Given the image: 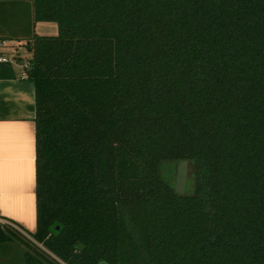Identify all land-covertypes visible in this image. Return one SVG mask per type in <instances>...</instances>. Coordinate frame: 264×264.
<instances>
[{
    "label": "trees",
    "instance_id": "obj_1",
    "mask_svg": "<svg viewBox=\"0 0 264 264\" xmlns=\"http://www.w3.org/2000/svg\"><path fill=\"white\" fill-rule=\"evenodd\" d=\"M36 229L10 264H264V0H33ZM6 62V61H5ZM0 63V78L13 77ZM187 159L178 195L164 162ZM14 251V252H15Z\"/></svg>",
    "mask_w": 264,
    "mask_h": 264
},
{
    "label": "crops",
    "instance_id": "obj_2",
    "mask_svg": "<svg viewBox=\"0 0 264 264\" xmlns=\"http://www.w3.org/2000/svg\"><path fill=\"white\" fill-rule=\"evenodd\" d=\"M56 29L53 22L35 21L33 0H0V55L14 74L0 78V218L25 234L36 229L35 87L25 75L28 46L34 34L53 35Z\"/></svg>",
    "mask_w": 264,
    "mask_h": 264
},
{
    "label": "rangeland",
    "instance_id": "obj_3",
    "mask_svg": "<svg viewBox=\"0 0 264 264\" xmlns=\"http://www.w3.org/2000/svg\"><path fill=\"white\" fill-rule=\"evenodd\" d=\"M14 60H20L21 56L18 55H14ZM161 175L163 177H167L170 181H174L175 178V172H176V163H171V162H164L161 165ZM186 193H190L191 192V181H190V166L188 165V179H187V185H186ZM2 225H9L5 222H0V226ZM13 227V226H11ZM21 234H23L24 236H26V238L32 239L28 234L23 233L21 230H19L18 228H16ZM16 247H20V248H24V246L18 241V240H14L10 243H0V264H8L6 261L8 259L9 256L15 255V257H18L17 252L15 251ZM15 251V252H14ZM12 264V263H10Z\"/></svg>",
    "mask_w": 264,
    "mask_h": 264
},
{
    "label": "water",
    "instance_id": "obj_4",
    "mask_svg": "<svg viewBox=\"0 0 264 264\" xmlns=\"http://www.w3.org/2000/svg\"><path fill=\"white\" fill-rule=\"evenodd\" d=\"M188 165L187 159H179L176 162V172L173 181V190L178 195H183L186 190L187 179H188Z\"/></svg>",
    "mask_w": 264,
    "mask_h": 264
},
{
    "label": "built area",
    "instance_id": "obj_5",
    "mask_svg": "<svg viewBox=\"0 0 264 264\" xmlns=\"http://www.w3.org/2000/svg\"><path fill=\"white\" fill-rule=\"evenodd\" d=\"M7 60H8V59H7L5 56L0 55V63L5 62V61H7ZM0 222H5V223H7V224H10V225L13 226L14 228H17L13 223H11V222H9V221H6V220H4V219H1V218H0Z\"/></svg>",
    "mask_w": 264,
    "mask_h": 264
}]
</instances>
